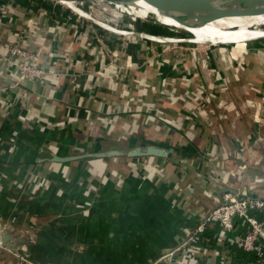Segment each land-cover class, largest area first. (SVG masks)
I'll list each match as a JSON object with an SVG mask.
<instances>
[{
  "label": "crops",
  "instance_id": "0c3cea01",
  "mask_svg": "<svg viewBox=\"0 0 264 264\" xmlns=\"http://www.w3.org/2000/svg\"><path fill=\"white\" fill-rule=\"evenodd\" d=\"M30 18L35 20L41 30L54 27L45 37L25 44L27 49L36 52L42 66L48 67L49 47L57 53L51 60L55 65L49 67L64 69L83 52V42L90 40V34L87 36L86 31L91 25L79 23L75 13L60 2L0 0V50L12 40V33L26 28ZM243 42L236 41L240 44ZM150 45L156 47L157 44ZM137 48L130 49L136 57L137 52L142 53L138 45ZM198 50L205 62L204 59L196 61L194 54H187L184 58L169 57L172 66L168 68V74L164 72V75L174 78L172 83L176 82V85L172 89L177 92L184 89L185 83L178 81L184 80L182 75L185 73L196 80L212 83L217 88L214 83L216 79L208 74V70H220L227 83L229 94L226 93L241 111L233 130L227 125L222 133L205 137L199 135L198 128L190 129L187 124L162 117H154L155 121L145 123L140 116L135 132L121 135L125 144L105 147V141L102 140L105 134H109L111 123L115 122L106 120L96 123L97 133L94 137L83 134L79 126L95 121V117L100 114L108 118L116 117V120L126 119L129 116L127 112H120L119 115L108 113V108L114 109L115 106L111 99L113 95L104 89H98L94 92L95 98H89L59 79H55L53 85L30 82L26 83V87L33 91V107L37 114L52 121L57 117L64 118L70 106L76 108L79 94L83 95L77 119L66 122L64 128L50 127L41 132L33 123L31 130L29 124L24 126L18 120L16 114L19 107L11 110L7 117L0 114V173L7 176L0 182V221L15 217L10 230L16 235L21 233L35 246V258L54 264H76L77 260L90 262L95 258H99V264H142L165 248L175 245L184 228H192L199 217L220 201L223 184L217 185L212 181V169L219 176L226 168L231 170L237 165V161L222 164L220 145L233 132L244 138L252 133L255 125L251 113L254 109L264 107V40H254L246 46H234L226 50L243 57L245 68L240 73L239 82L233 74L234 69L224 66L213 51ZM148 51L151 54V50ZM145 53L148 54L147 51ZM94 54L99 58L97 50ZM204 54L210 56L206 58ZM94 67H97V63ZM4 68L0 60V99L3 95L13 98L12 94L1 92L8 84ZM183 69L185 73H182ZM144 72L151 80L155 81L158 77L154 62ZM128 92L131 97L133 91ZM167 97L160 94L155 98L154 116ZM146 100L151 101V98ZM176 106L173 117L178 119L183 115L182 104L176 103ZM71 112L72 109L69 114ZM144 112L150 113L148 109ZM195 119L204 123L197 115ZM208 120L215 122L217 119L209 115ZM262 120L260 131L264 133V113ZM153 128L159 133L152 132ZM210 129L214 130L213 127ZM13 133L17 134V142L15 148L9 151L6 142ZM142 140H152L155 144L173 148L168 158L154 157L153 163L161 166L163 173H151L140 164L148 156L127 157L134 164L127 174L116 177L107 171L106 158L85 156L108 148L138 145ZM211 143L216 145L212 147L218 166L206 160L200 162L196 157L200 150H210ZM259 150L260 147L257 154ZM52 153L72 156V159L52 162L55 167L49 169L42 164L50 162L46 159ZM243 156L246 159V151ZM182 158H186L182 160L186 164L185 169L179 168ZM32 174L45 177L47 186L34 193L23 188L16 190L14 180L25 181ZM255 174L264 177V169L255 168L249 173L250 176ZM228 182H233V178ZM258 190L256 195L264 196V188ZM259 219L264 220V213L259 214ZM244 231L242 223L221 235L217 224L208 226L202 234L201 251L192 264H264V241L259 242V251H245L237 246V236ZM59 244L61 246L56 247ZM55 248H60L64 254L61 257L52 255ZM6 255H0V264H7L10 260V256Z\"/></svg>",
  "mask_w": 264,
  "mask_h": 264
},
{
  "label": "built area",
  "instance_id": "2783aa9c",
  "mask_svg": "<svg viewBox=\"0 0 264 264\" xmlns=\"http://www.w3.org/2000/svg\"><path fill=\"white\" fill-rule=\"evenodd\" d=\"M60 3L66 5L75 13L79 23H89L91 25L89 30L86 31L87 36L90 34L88 36L90 40L83 42L85 49L72 60L69 66L64 69H51L49 66L55 65L51 60L57 54L53 48L49 47L51 50L50 61L47 60L48 67H46L39 64V57L36 52L27 49L25 44L27 41L38 40L41 36L45 37L54 27L41 30L35 20L30 18L27 21L26 28L12 33V40H9L2 48L3 50H0V60L4 64L6 75H8V84L5 88L3 87L1 92L10 93L14 98H9L7 95L2 96L0 99V114L2 116L7 117L11 110L19 107L20 110L16 114L18 120L24 126L29 124L31 130L33 123L41 132L50 127L64 128L66 122L77 119L80 109L78 108L80 107L79 102L83 99V95L79 94L76 108L70 106L68 114L66 113L64 118L59 119L57 117L53 121L45 120L34 110L33 91L26 87V83L40 82L53 85L55 79H59L62 83L69 84L73 90L81 91L89 98H95L94 92L98 89L112 92L113 88L110 83L114 82L117 91L131 90L133 95L130 97L131 103L129 105L121 108L113 106L114 109L108 108V113L119 115L120 112H128L131 108H135L137 104L146 102V98L150 97L151 101H149L147 109L150 112L148 114L153 115L155 113V98L160 94L163 96L171 95L175 101L177 100L182 104L181 113L183 115L178 117L179 121L177 123L187 124L190 129L198 128L200 136H215L222 133L227 125L231 130L235 129L241 111L235 102L229 96H226L227 83L220 70L215 68L208 70V74L213 75L216 79L214 83L216 82L217 88L212 83L199 81L184 74L182 77H184L186 86L183 90L177 92L172 89L174 78L164 75L165 68L172 66L169 57L184 58L187 54H194L196 61L200 62V59H204L205 62L204 57L196 55L194 48L183 49L178 45V42L165 44L161 43V40L155 39L157 45L153 47L154 50L152 51L153 48L150 43L139 42L125 31H120L118 34L113 33L115 29L105 26L90 17L91 10L80 7L79 5L82 4ZM105 6L108 7V5ZM98 25L107 29L102 30ZM110 30L112 31L110 32ZM137 45L141 48L142 53L138 54L137 52L136 57L130 49L137 48ZM96 50L100 55L99 58L94 54ZM148 50H151V54ZM175 53H178L176 57L174 56ZM152 62L158 68L156 83H152L155 81L147 78L144 72ZM95 63H97L96 68L94 67ZM81 64L87 66L82 67ZM233 74L235 78H240L238 69H234ZM248 89H250V86ZM188 99L190 101H187ZM188 103L192 104L191 111ZM74 108L76 109L75 114ZM263 108L261 106L251 113V120L255 125L252 133H248L244 138L233 132L220 145L222 162L237 161V165L229 171V177L233 178L231 183L223 174L218 176L217 172L212 169L214 176L212 181L217 185L223 184L220 201H217L206 214L199 217L192 228H184L182 236L175 245L165 248L155 258L142 264H192L194 260H197L196 255L201 251L202 234L212 224L219 226L220 235L233 230L238 223L244 224L245 231L237 236V246L245 251L260 250L258 244L260 241H264V220L259 219V214L264 213V196L256 195V192L260 191L258 189L264 188V177L258 174L250 176L249 173L255 168L264 169V133L260 131L263 124ZM70 109H72V112L69 114ZM196 110H206L207 115L215 116L217 120L215 122L211 120V122L207 119L202 124L195 119ZM141 117L145 121V116ZM211 127L214 130H211ZM16 136L17 134L13 133L6 142L9 151L15 148ZM213 144L211 143L210 147ZM214 146L216 145L214 144ZM258 147L261 149L259 155L256 153ZM245 151L247 152L246 159L243 156ZM215 154L216 152L212 147L210 150H200L196 157L200 162L206 160L212 162L214 166H218L219 162L216 160ZM185 159L180 160L181 165L179 168H186V164L182 162ZM6 177V174L1 172L0 182ZM14 185L16 188H23L34 193L36 190H43L47 186V180L40 174H32L25 181H20L18 184L14 181ZM14 220L15 217L11 216L5 222L0 221V236L6 230L11 229ZM1 254L10 256L7 264H35L20 253L18 247L12 250L0 239Z\"/></svg>",
  "mask_w": 264,
  "mask_h": 264
},
{
  "label": "water",
  "instance_id": "95a60500",
  "mask_svg": "<svg viewBox=\"0 0 264 264\" xmlns=\"http://www.w3.org/2000/svg\"><path fill=\"white\" fill-rule=\"evenodd\" d=\"M42 1H58L64 3H83V2H104L116 7L132 6L140 8L141 5L150 6L160 15L169 17L177 23L189 27L196 28L201 27L206 23L215 21L225 17L236 16H256L264 14V0H42ZM144 3V4H143ZM263 37V36H262ZM188 41V40H186ZM247 41V40H246ZM245 41V42H246ZM191 42V41H189ZM205 42V41H202ZM223 42V41H217ZM217 42H211L213 45L207 46L216 55L219 56L221 62L224 65L229 66L232 69H238L240 73L245 68L243 64V57L241 54L233 55L227 51L229 47L234 46H246L231 42L234 44H217ZM228 42V41H225ZM204 47V46H203ZM202 47V49H204ZM199 56V52H196ZM173 153V148L167 145H159L155 143H148L147 141H141L138 145L131 144L127 147L120 148H108L105 150H99L85 154L87 157L96 158H109L117 156L125 157H141V156H154L167 158ZM72 159V156H60L52 153L46 160L50 162H62ZM43 160V159H40ZM39 160V161H40ZM21 237V238H20ZM0 239L10 249L19 248L26 258L31 260L35 264H54V262L42 261L39 258H35L33 251H36L35 246L30 241L26 240L24 235L15 234L13 230H6ZM155 258V257H154ZM152 260V259H150ZM147 260L146 262H149ZM144 262V263H146Z\"/></svg>",
  "mask_w": 264,
  "mask_h": 264
},
{
  "label": "trees",
  "instance_id": "16d2710c",
  "mask_svg": "<svg viewBox=\"0 0 264 264\" xmlns=\"http://www.w3.org/2000/svg\"><path fill=\"white\" fill-rule=\"evenodd\" d=\"M153 48V47H152ZM154 81V80H152ZM152 83H156L152 82ZM178 83H185V81H178ZM176 82L172 83V86L175 87ZM110 86L113 88L112 92H109V94H112L113 97L111 99H113L114 102V106L121 108L124 107L126 105H129L131 103L130 100V96H128V91H117V86L116 84H114V82L110 83ZM229 94V92H227ZM226 93V96H228V94ZM187 101H190L189 99ZM149 101L146 100V102L141 103V104H137V106H135V108H131L130 111H128L126 114H128L129 116L126 117V119H122V120H116V117H110L108 118L107 116L104 115H98L95 117V121H92L88 124L85 125H81L79 127H82V132L85 135H91L94 137L95 133H97V124L98 122H105L106 120H110L115 122V123H111L110 128L111 130L108 132L109 134H105L104 138L102 141H105L104 146L108 147V146H120L122 144H125L124 139L121 137V135L125 134H129L131 132H135V128H137L138 126V122H139V117L140 116H145V123L148 122H152L155 121L156 119H154L153 115L147 114L146 112H144V110H147V105H148ZM177 100L175 101V99L173 98V96H169L165 99V103L159 105L157 111H156V116L157 117H162L165 120H170V121H174V122H178L179 119L173 117L176 114V110H177V106H176ZM121 105V106H120ZM189 108H192V104L188 103ZM197 116L200 117V119H203V121L207 120L209 115H207L206 110H196ZM116 120V121H115ZM152 132L154 133H159L157 130H154V128L152 129ZM116 134H118L116 136ZM148 143H153L152 140H146ZM257 153V152H256ZM102 159V158H100ZM154 156H148L147 159H145V161L142 163H140L141 165H144L146 167V169L151 172V173H163V168L161 169V166L159 167L158 165H156L155 163H153L154 161ZM106 165H107V171H109L110 173L112 172L114 176L116 177H120L123 174H127L128 169L130 168V166H132L134 163L131 161L130 158L127 157H117V158H106L105 159ZM222 164H227V162L223 161ZM42 165H47L49 167V169H53L55 167V164L50 163V162H44ZM230 169V168H229ZM229 169L226 168V170L223 171V176L229 180ZM14 170V169H13ZM165 172V171H164ZM16 181V184L19 183L18 180H14ZM127 181V180H126ZM19 189V188H18ZM17 190V188H16Z\"/></svg>",
  "mask_w": 264,
  "mask_h": 264
},
{
  "label": "rangeland",
  "instance_id": "374dc122",
  "mask_svg": "<svg viewBox=\"0 0 264 264\" xmlns=\"http://www.w3.org/2000/svg\"><path fill=\"white\" fill-rule=\"evenodd\" d=\"M97 3H98V1H96V2H91V1L83 2V3H80L82 5H79V6L80 7L82 6L84 9H90L91 10L90 17H93L94 20L99 21V23H102L105 26L107 25V26L115 29L116 31L114 30V32H113L115 34H118V32H120V31H125V32L129 33V36H132V37L136 38L137 40H139V42H146V43H150V44H156L157 43V40H155L156 37L161 40V43H165V44L178 42V45L181 48H183V49L194 48V52L197 50L200 55H202V54H201V51H199L198 49H201L203 46H204L203 50L206 49V51L208 50V52L211 51V49L207 46H211L213 44L209 41L189 42L186 40H176L177 36H179V37L190 36L191 37V35L189 33L184 32V30L179 29L178 27H172V26L162 24V23L156 21L154 18H147V17L140 16L137 13H135L133 10L128 11L127 8L116 7V6H113L111 4H107L104 2H99L98 4ZM104 4L108 5V7H106ZM98 26H100V25H98ZM256 27L264 28V24H258ZM100 28H102V30L107 29L104 26H100ZM111 31L112 30H110V32ZM170 38H174V39H170ZM254 40H264V36L248 39L246 42H243V44H245V45L249 44L250 42H252ZM221 43L224 45L225 44H234V43H231V41L217 42V44H221ZM238 44H240V43H238ZM240 45H242V44H240ZM176 54H178V53L174 54L175 57H176ZM203 56H206V58H208L207 56H210V55L204 54ZM176 58H178V57H176ZM164 72L166 74H168L169 71H168L167 67L165 68ZM182 73H185L184 69L182 70ZM146 77L149 78L147 76V74H146ZM235 79L238 80V78H235ZM237 82H239V80ZM185 86H186V83L184 85V88H185ZM180 89H182V88H179V90ZM257 157L259 158V156H257ZM57 246H61V245L59 244V245H56V247ZM51 251H54V250H51ZM48 252H49V250H48ZM62 254H64V253L60 248H55V251L52 253V255H54V256L57 255V257L58 256L61 257ZM90 262H87V261L81 262V260H77L78 264H99L98 263L99 258H95Z\"/></svg>",
  "mask_w": 264,
  "mask_h": 264
},
{
  "label": "bare ground",
  "instance_id": "6f19581e",
  "mask_svg": "<svg viewBox=\"0 0 264 264\" xmlns=\"http://www.w3.org/2000/svg\"><path fill=\"white\" fill-rule=\"evenodd\" d=\"M124 8H127L128 11L133 10L140 16L154 18L162 24L178 27L191 35V37L177 36L176 40H188L191 42L209 41L212 43L217 41L236 42L264 36V28L256 27L258 24H264V14L256 16L225 17L206 23L201 27L189 28L177 23L169 17L160 15L150 6L141 5L140 8L126 6ZM155 39L160 40L157 37Z\"/></svg>",
  "mask_w": 264,
  "mask_h": 264
},
{
  "label": "flooded vegetation",
  "instance_id": "af4514ba",
  "mask_svg": "<svg viewBox=\"0 0 264 264\" xmlns=\"http://www.w3.org/2000/svg\"><path fill=\"white\" fill-rule=\"evenodd\" d=\"M143 141V140H142Z\"/></svg>",
  "mask_w": 264,
  "mask_h": 264
}]
</instances>
